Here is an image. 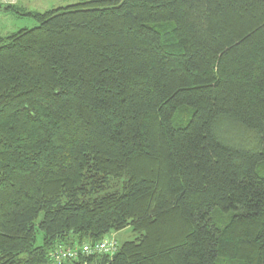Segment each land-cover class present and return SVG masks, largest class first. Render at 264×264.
Wrapping results in <instances>:
<instances>
[{
	"label": "trees",
	"instance_id": "16d2710c",
	"mask_svg": "<svg viewBox=\"0 0 264 264\" xmlns=\"http://www.w3.org/2000/svg\"><path fill=\"white\" fill-rule=\"evenodd\" d=\"M26 15L0 37V264L125 229L63 264H264V0Z\"/></svg>",
	"mask_w": 264,
	"mask_h": 264
},
{
	"label": "rangeland",
	"instance_id": "374dc122",
	"mask_svg": "<svg viewBox=\"0 0 264 264\" xmlns=\"http://www.w3.org/2000/svg\"><path fill=\"white\" fill-rule=\"evenodd\" d=\"M89 0H0V37H6L22 29H32L37 26L34 18L26 13L43 14L47 11L73 5ZM13 6L15 10H7L6 7ZM220 216H217L219 220ZM135 234L130 229L113 233L107 237L120 243L135 239ZM120 246V245H119Z\"/></svg>",
	"mask_w": 264,
	"mask_h": 264
},
{
	"label": "built area",
	"instance_id": "2783aa9c",
	"mask_svg": "<svg viewBox=\"0 0 264 264\" xmlns=\"http://www.w3.org/2000/svg\"><path fill=\"white\" fill-rule=\"evenodd\" d=\"M119 248L118 242L105 238L94 245L84 244L80 247L57 249L51 255L54 264H63L66 260H74L79 256L108 255L113 256Z\"/></svg>",
	"mask_w": 264,
	"mask_h": 264
}]
</instances>
